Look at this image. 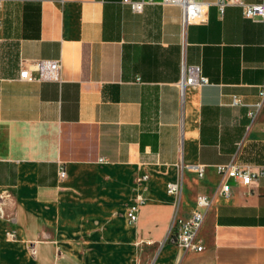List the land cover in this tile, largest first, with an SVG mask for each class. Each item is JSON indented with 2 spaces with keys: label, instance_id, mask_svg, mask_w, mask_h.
Returning a JSON list of instances; mask_svg holds the SVG:
<instances>
[{
  "label": "crops",
  "instance_id": "obj_1",
  "mask_svg": "<svg viewBox=\"0 0 264 264\" xmlns=\"http://www.w3.org/2000/svg\"><path fill=\"white\" fill-rule=\"evenodd\" d=\"M197 1L205 21L183 27L175 6L1 0L0 264H264V179L229 180L223 196L216 170L264 168V107L248 117L264 83V19ZM39 60L60 62L58 82L19 80ZM183 66L209 84L181 93ZM197 165L201 178L187 168ZM181 176L176 198L166 185ZM201 195L203 251L160 245L175 210L189 216Z\"/></svg>",
  "mask_w": 264,
  "mask_h": 264
},
{
  "label": "built area",
  "instance_id": "obj_2",
  "mask_svg": "<svg viewBox=\"0 0 264 264\" xmlns=\"http://www.w3.org/2000/svg\"><path fill=\"white\" fill-rule=\"evenodd\" d=\"M123 4L129 6L134 13H141L145 6L161 5V6H175L181 10V24L183 27L191 23H203L205 21L208 4L198 2L197 0H161L155 2L154 0H122ZM1 6V0H0ZM214 6L220 14H223L226 7L235 6L241 9L242 16L248 20H263L264 19V3L262 4H248L243 0H216ZM1 27V22H0ZM60 62L50 61H34L27 67H23L19 72V80L26 82H42V81H59ZM209 81L206 77L200 74L197 66H183L182 79L179 82L181 93L189 86H205ZM258 101L250 106L248 117L254 119L257 113L264 107V83L259 86ZM232 106H243L241 99L237 96L232 97ZM189 170L197 173L198 177H203L205 166H187ZM217 173L222 177L223 182L219 188V193L223 196H228L230 193V186L228 181L232 180L237 184L248 187L253 181L264 179V168H261L258 173H252L246 167L229 163L225 165H218L216 167ZM65 170L61 166L58 171L59 179L65 178ZM147 177L141 178L146 180ZM138 182L140 180L138 179ZM182 176L177 182H170L166 185V191L169 195L179 198L182 188ZM144 203L140 199L136 204L131 205L126 213L129 224L134 225L138 220L139 206ZM178 204V203H177ZM211 206V199L207 196L201 195L196 199L194 210L185 218L178 215L175 210L164 239L160 245L170 244L181 248L188 253H201L203 245L199 237V232L203 226L206 213ZM8 239H15L16 235L13 232L6 234Z\"/></svg>",
  "mask_w": 264,
  "mask_h": 264
},
{
  "label": "rangeland",
  "instance_id": "obj_3",
  "mask_svg": "<svg viewBox=\"0 0 264 264\" xmlns=\"http://www.w3.org/2000/svg\"><path fill=\"white\" fill-rule=\"evenodd\" d=\"M138 181V180H137Z\"/></svg>",
  "mask_w": 264,
  "mask_h": 264
}]
</instances>
